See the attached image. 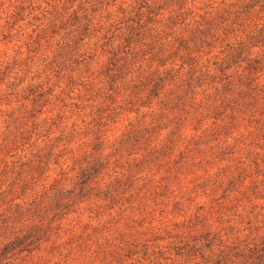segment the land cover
I'll return each instance as SVG.
<instances>
[{
    "label": "rangeland",
    "instance_id": "rangeland-1",
    "mask_svg": "<svg viewBox=\"0 0 264 264\" xmlns=\"http://www.w3.org/2000/svg\"><path fill=\"white\" fill-rule=\"evenodd\" d=\"M0 264H264V0H0Z\"/></svg>",
    "mask_w": 264,
    "mask_h": 264
}]
</instances>
